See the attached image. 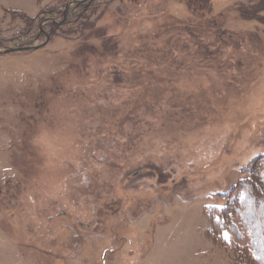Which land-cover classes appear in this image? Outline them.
<instances>
[{
	"label": "rangeland",
	"instance_id": "rangeland-1",
	"mask_svg": "<svg viewBox=\"0 0 264 264\" xmlns=\"http://www.w3.org/2000/svg\"><path fill=\"white\" fill-rule=\"evenodd\" d=\"M190 3L0 0V264L247 245L212 239L207 211L264 155V0Z\"/></svg>",
	"mask_w": 264,
	"mask_h": 264
},
{
	"label": "trees",
	"instance_id": "trees-1",
	"mask_svg": "<svg viewBox=\"0 0 264 264\" xmlns=\"http://www.w3.org/2000/svg\"><path fill=\"white\" fill-rule=\"evenodd\" d=\"M191 1L195 6L200 4L203 7L208 0ZM260 160L261 166H254L249 171V178L237 187L234 194L237 202L229 199L222 207L212 206L207 211L212 221V239L222 242L224 230L239 240L247 238V245L238 247L233 264H264V194L260 193L264 185V155L260 156Z\"/></svg>",
	"mask_w": 264,
	"mask_h": 264
},
{
	"label": "water",
	"instance_id": "water-1",
	"mask_svg": "<svg viewBox=\"0 0 264 264\" xmlns=\"http://www.w3.org/2000/svg\"><path fill=\"white\" fill-rule=\"evenodd\" d=\"M46 42H44L38 46H33V47H31V49L36 50V49L40 48L41 46H43L44 44H46ZM27 49H30V47L10 48V49L5 50L4 53H10V52H14V51L27 50Z\"/></svg>",
	"mask_w": 264,
	"mask_h": 264
}]
</instances>
